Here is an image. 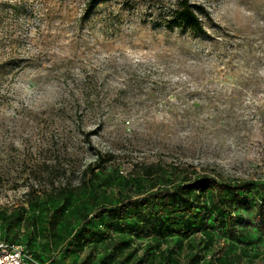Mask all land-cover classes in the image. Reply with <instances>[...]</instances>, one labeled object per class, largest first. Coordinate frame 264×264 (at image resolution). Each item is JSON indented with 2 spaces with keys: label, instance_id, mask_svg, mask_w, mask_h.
<instances>
[{
  "label": "rangeland",
  "instance_id": "1",
  "mask_svg": "<svg viewBox=\"0 0 264 264\" xmlns=\"http://www.w3.org/2000/svg\"><path fill=\"white\" fill-rule=\"evenodd\" d=\"M181 1L0 0V235L40 264H97L118 238L110 264H260L258 244L217 231L64 247L91 188L147 167L160 183L264 179V0H189L201 32L176 19Z\"/></svg>",
  "mask_w": 264,
  "mask_h": 264
},
{
  "label": "trees",
  "instance_id": "2",
  "mask_svg": "<svg viewBox=\"0 0 264 264\" xmlns=\"http://www.w3.org/2000/svg\"><path fill=\"white\" fill-rule=\"evenodd\" d=\"M175 17L195 31L204 29L189 0L180 2ZM97 165L99 167V163ZM90 167L94 177H97L94 167ZM154 174V169L147 167L143 177L129 180L116 193L99 191L96 186L89 188L93 190L95 198L90 196L93 211H84L80 216V231L75 236L81 242L75 245L78 239L75 238L65 243L64 247L82 249L85 242L97 245L111 229L118 233L153 236L156 239L177 235L179 240L190 239L198 233L212 240L217 231L242 243L244 252L258 244V252L250 261L258 257L259 263L264 264V179L234 182L199 174L184 176L179 180L165 179L160 183ZM98 197L100 200H97ZM95 219L104 220L107 230L92 232L88 224ZM112 241H115L112 252L97 264H110L109 257L128 243L122 238ZM202 257V253L198 252L185 264H199Z\"/></svg>",
  "mask_w": 264,
  "mask_h": 264
},
{
  "label": "built area",
  "instance_id": "3",
  "mask_svg": "<svg viewBox=\"0 0 264 264\" xmlns=\"http://www.w3.org/2000/svg\"><path fill=\"white\" fill-rule=\"evenodd\" d=\"M0 264H40L25 246L10 242L0 235Z\"/></svg>",
  "mask_w": 264,
  "mask_h": 264
}]
</instances>
